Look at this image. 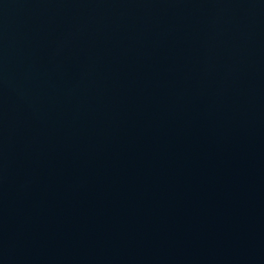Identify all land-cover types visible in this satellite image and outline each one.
Returning a JSON list of instances; mask_svg holds the SVG:
<instances>
[{"label":"water","instance_id":"water-1","mask_svg":"<svg viewBox=\"0 0 264 264\" xmlns=\"http://www.w3.org/2000/svg\"><path fill=\"white\" fill-rule=\"evenodd\" d=\"M0 264H264V0H0Z\"/></svg>","mask_w":264,"mask_h":264}]
</instances>
